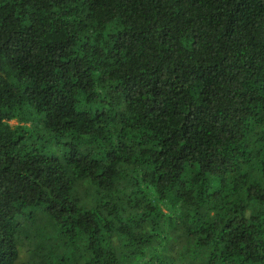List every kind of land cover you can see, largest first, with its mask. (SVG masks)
<instances>
[{"label":"trees","instance_id":"obj_1","mask_svg":"<svg viewBox=\"0 0 264 264\" xmlns=\"http://www.w3.org/2000/svg\"><path fill=\"white\" fill-rule=\"evenodd\" d=\"M0 264H264V0H0Z\"/></svg>","mask_w":264,"mask_h":264}]
</instances>
